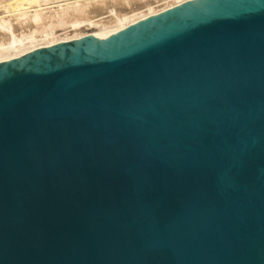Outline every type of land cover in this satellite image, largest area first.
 Segmentation results:
<instances>
[{"label": "water", "instance_id": "95a60500", "mask_svg": "<svg viewBox=\"0 0 264 264\" xmlns=\"http://www.w3.org/2000/svg\"><path fill=\"white\" fill-rule=\"evenodd\" d=\"M0 264H264V0L1 62Z\"/></svg>", "mask_w": 264, "mask_h": 264}, {"label": "bare ground", "instance_id": "6f19581e", "mask_svg": "<svg viewBox=\"0 0 264 264\" xmlns=\"http://www.w3.org/2000/svg\"><path fill=\"white\" fill-rule=\"evenodd\" d=\"M10 1L7 6V1L0 4L6 13L17 12L13 13L15 18L10 13L0 17V63L91 35L105 39L190 0H165L162 4L158 3L160 0ZM52 3L58 4L51 6ZM131 3L136 6L126 8ZM59 26L66 28L62 34H57Z\"/></svg>", "mask_w": 264, "mask_h": 264}, {"label": "rangeland", "instance_id": "374dc122", "mask_svg": "<svg viewBox=\"0 0 264 264\" xmlns=\"http://www.w3.org/2000/svg\"><path fill=\"white\" fill-rule=\"evenodd\" d=\"M4 1H5V2L7 1V2L5 3L6 6H7V4L9 3L8 1H10V0H4ZM4 1H3L2 4H1V3H0V4H1V5H5V4H4ZM52 1H55V0H52ZM56 1H58V0H56ZM68 1H72V0H68ZM153 1H155V0H153ZM157 1H158V0H157ZM160 1H161V2H158L159 4H162V2H165V0H160ZM12 2H13V1H12ZM12 2L10 1V3H12ZM60 3H61V2H60ZM62 3H65V2L63 1ZM158 3L156 2L155 4L158 5ZM53 4H54V5H57L58 3H52V4H50V5L52 6ZM1 5H0V17L3 16V15L6 16L7 13H8L7 15H9V13H10L11 16H12V15L14 16V17H12V18H15V15H14V14H16L17 12H16V13L13 12L14 14L11 13V12H7V13H6V9L4 8L5 6L3 7V6H1ZM8 5H9V4H8ZM132 6H136V3H135V4H132V3H131V4H127L126 8H131ZM9 16H10V15H9ZM15 20H16V19H15ZM15 20H14V22H15ZM59 27H60V26H59ZM59 27H57L58 30H57V28H56L57 34H62L63 32H65L66 28H64V27H60V28H59ZM64 29H65V30H64ZM63 30H64V31H63ZM0 37H1V35H0Z\"/></svg>", "mask_w": 264, "mask_h": 264}]
</instances>
